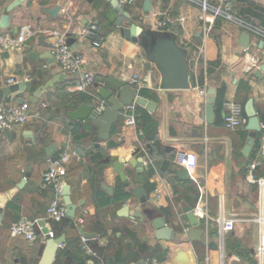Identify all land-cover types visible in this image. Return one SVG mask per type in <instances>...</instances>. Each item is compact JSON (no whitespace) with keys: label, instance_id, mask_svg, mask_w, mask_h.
<instances>
[{"label":"crops","instance_id":"0c3cea01","mask_svg":"<svg viewBox=\"0 0 264 264\" xmlns=\"http://www.w3.org/2000/svg\"><path fill=\"white\" fill-rule=\"evenodd\" d=\"M12 1L0 0V20ZM151 3L152 11L144 10V0L122 5L131 21L143 27L137 42L122 34L117 25L119 16L115 10L110 12L112 4L108 0H23L10 12L11 28H0L13 35L26 24L35 29V35L21 49L7 50L0 45L2 86L9 84L10 78L30 82L25 92L11 93L3 101L15 105L24 97L30 103V112L25 124L0 132V264H41L48 238L43 236L40 223V236L33 243L9 234L10 226L24 216L45 220L49 230L57 233L55 237L65 236L53 264H150L153 259L161 264H206L207 256L209 264H261L257 245L264 225V184L250 181L248 166L260 159L263 132L246 126L228 129L224 114L226 101H237L245 109L246 102L253 98L264 122V73L255 75L264 62V35L250 32L246 46L242 36L247 30L235 20L218 17L205 41L202 11L197 4L190 0ZM251 3L264 8V0H232L234 13L238 16V10ZM57 5L61 10L54 16L48 8ZM107 11L112 18L116 16L115 26L109 23ZM253 20L264 30L259 20ZM93 21L98 22L105 37L101 48L75 33ZM164 21L167 25L161 26ZM54 31L66 33L67 43L70 37L75 39L68 44L85 64L81 72L67 73V80L36 100L35 91L55 74L66 73L57 61L48 63L44 58L54 48ZM166 38L186 52L192 77L187 89L161 88L162 71L150 54L157 41ZM253 58L257 60L255 65ZM84 74H91L100 85L92 84L90 93L71 91ZM135 74L146 78L143 89L151 96L144 97L157 104L153 112L144 107L159 123L157 141L143 140L137 120L135 125L126 123V111L113 125L112 137L120 143L113 148L106 140H95L99 128L92 121H75L69 116L80 103H100L99 88H113L109 78L130 83ZM211 87L216 90L215 119L208 123L203 117ZM80 95L87 99L78 98ZM249 138L253 140L252 149L246 155L243 150ZM50 145L55 148L48 155L46 147ZM64 152L70 155L64 179L77 204L75 226L47 219L54 192L51 187H43V172L51 158ZM114 156L144 158L149 166L145 170L146 205H139V199L130 192L139 185L136 169L126 164L127 186L114 169ZM181 168L189 170V179L180 178L177 170ZM28 171L31 175L19 186ZM256 174L264 179V161ZM117 192L128 193V197L116 200ZM187 205L195 210L207 208L209 221L201 217V212L196 214L201 221L199 227L205 230L207 241L217 247L208 248L188 238L186 232L192 226L184 212ZM138 208H150L162 216L173 228L174 238H157L151 217L134 216ZM223 216L234 219L232 230L222 231L217 218ZM81 230L92 234L87 237L88 244L96 255L83 249L85 236Z\"/></svg>","mask_w":264,"mask_h":264},{"label":"water","instance_id":"95a60500","mask_svg":"<svg viewBox=\"0 0 264 264\" xmlns=\"http://www.w3.org/2000/svg\"><path fill=\"white\" fill-rule=\"evenodd\" d=\"M23 0H13L7 7L6 12L2 15L0 20V28L10 29V12L21 4ZM92 2L93 0H87ZM111 2L115 13L119 16L117 20V25L120 27L122 34L129 40L139 41L140 36L143 34V27L139 26L137 23L131 21V15L123 8L120 4L119 0H108ZM144 10L152 11V3L151 0H144ZM61 7L59 5L54 8H48V11L56 16L60 12ZM126 18L127 20H124ZM253 23L256 24V21L253 20ZM243 41L244 45L247 46L250 38V32L245 31L243 33ZM75 39L70 37L68 39V43L71 44ZM53 51V50H52ZM52 51H48L45 53L44 58L48 63L56 62V57L53 55ZM151 59L162 71V80H161V88L162 89H187L191 86L192 77L189 75L187 64H186V52L183 48L179 47L174 40L166 38L157 41V46L154 47L153 51L150 54ZM264 73V62L259 65V68L255 71V75L261 77ZM67 73L55 74L51 79H49L40 90H37L33 93V97L37 100L41 93L51 89L54 85L67 80ZM109 82L112 84L113 88H107L102 86L99 88L98 93L100 95V100H104L107 102V106L103 112H99L95 109V104L89 103H80L78 104L75 110L69 111V116L75 120H90L92 121L98 128L99 133L95 136V140L97 142L101 140H106L107 145L111 148L118 146L120 143L117 142L112 137V128L113 125L118 121L120 116L126 111L128 106L133 104L140 105L145 107L150 112H153L157 104L142 96L138 90L131 85L126 80H121L119 78H109ZM30 85L28 81H19L16 83L7 84L6 86H2L0 81V105L3 101L10 98L11 93L16 91L25 92L27 86ZM216 90L214 88H209L208 90V98L207 105L205 110L204 119L208 123H212L215 119V98ZM26 98H19L20 103H24ZM245 113L248 117L246 128L251 131L262 132L261 128V118L258 115L257 109L254 105L253 98H250L245 104ZM5 132H10V130H5ZM252 139H248L247 145L245 146L243 152L248 155L252 149ZM55 145H50L46 147V151L48 155L52 154ZM130 164L137 171L136 181L139 185L135 188H131L130 192L135 195L139 199V205L147 204V194L144 188V184L146 182L145 178V170L149 169V166L145 164L143 157H136L131 159H120L118 156H114L113 165L116 172L119 173L121 179L125 182L127 186L130 185L127 180L126 175V164ZM180 178L189 179L190 174L189 170L186 168H181L177 170ZM31 175V172L28 171L26 176L22 179L21 186L24 182H26L27 177ZM71 186L69 184H65L63 194H64V202L67 207V216L70 218L76 217L77 204H75L71 197ZM184 212L189 220L190 225L192 226L187 230V236L190 240H199L204 246L208 248H215L217 244L213 241L208 242L205 237V230L199 225L201 224L200 218L196 215L194 209L191 206H185ZM134 216H138L142 218L144 216H149L153 220V226L156 229V236L159 239H167L171 240L175 236V232L173 228L166 225L162 216H158L152 212L150 208H146L143 211L138 208L134 212ZM2 219V210L0 209V221ZM40 226L42 227V231L47 235V243L43 252L41 264H53L59 247L64 243L65 236L62 235L60 237H50L49 228L46 225L45 220H41ZM81 232L84 236L91 237L92 234H88L86 232Z\"/></svg>","mask_w":264,"mask_h":264},{"label":"built area","instance_id":"2783aa9c","mask_svg":"<svg viewBox=\"0 0 264 264\" xmlns=\"http://www.w3.org/2000/svg\"><path fill=\"white\" fill-rule=\"evenodd\" d=\"M136 0H119L121 5H128L135 3ZM197 4L202 11L203 18V38L206 41L209 34L213 28L215 20L218 17H224L230 20L237 21L244 29L249 32H254L260 35H264V30L261 29L257 24L251 21L244 20L238 17L234 13L232 0H217L212 2L210 0H190ZM161 26L167 25V22H160ZM77 35L87 39L93 47L101 48L103 46L105 37L100 30L98 22L93 21L87 25L80 28L79 31L75 32ZM55 36V43L53 48V55L56 57L57 62L64 72L76 75L81 72L85 60L82 56L77 55L67 43V34L59 31L53 32ZM35 35V29L32 25H23L17 34L13 35L4 30H0V45L7 50H17L21 49L24 44ZM252 62L254 65L257 60L253 58ZM9 84L16 83L14 78L8 80ZM94 83V77L91 74H84L78 82L70 87L71 91H82L89 92V87ZM130 84L133 85L137 90H141L146 87L147 80L140 74H135L130 79ZM90 93V92H89ZM133 104L126 108L127 119L126 123L129 125L136 124V113L135 106ZM107 106V102L101 100L100 103H95V109L99 112H103ZM30 112V103L25 101L24 103H19L15 105H0V132L4 130H9L15 126L25 124L28 121ZM247 117L244 115V107L241 103L237 101H226L225 103V114H224V124L228 129H237L243 127L247 124ZM261 128L263 129L262 144L260 148V159L252 161L248 166V176L250 181L259 182L264 184V179L260 178L256 174V170L264 161V122H261ZM70 161V155L67 152L60 154L59 156L53 157L49 160L47 169L43 172L42 185L43 187H51L54 192V197L51 200L47 208V219L51 221H61L67 217V207L64 202V186L65 175L67 174V166ZM202 207L194 209L195 213L201 212L202 218H206L207 221L210 220L207 208L202 211ZM217 220L222 225V231H230L234 228V219L220 217ZM264 224V219L261 220ZM39 220L32 219L29 217H22L17 222L10 226L9 234L12 236H23L29 242H35L39 238L40 234L38 232ZM50 237H55L54 231L49 230ZM47 237L46 234L43 235ZM83 249L90 255H96V252L89 246L88 238H83L82 243ZM257 254L261 259V264H264V225L261 230L257 245ZM209 256L206 257V264H209ZM150 264H161L157 259H153Z\"/></svg>","mask_w":264,"mask_h":264},{"label":"trees","instance_id":"16d2710c","mask_svg":"<svg viewBox=\"0 0 264 264\" xmlns=\"http://www.w3.org/2000/svg\"><path fill=\"white\" fill-rule=\"evenodd\" d=\"M110 6V4H109ZM110 12L114 13V9L112 6H110ZM238 17L250 21V19L255 18L257 20L260 21V25L264 27V8H262V6L260 4L257 3H251L249 6L244 7V8H240L238 10ZM106 16L108 17L109 23L112 26L116 25V16H114V18L111 17V15H108V11L106 13ZM112 18V19H111ZM100 85V83L94 82L93 83V87H98ZM141 94L143 96L146 97H150L151 95L148 94L144 89L141 90ZM78 98L80 99H87V97H84L82 95L78 96ZM217 113L220 112V108H219V103L217 101ZM136 120H137V125L140 129V131H142V138L145 141H152V139H154V141L156 140L157 137V132H158V121L154 118V116L149 113L144 107L137 105L136 108ZM244 115L246 116L245 113V109H244ZM247 117V116H246ZM246 124L243 126V128H245ZM258 176V175H257ZM128 197V193H121L119 194L118 192L115 194V199L116 200H123L126 199ZM56 223H62V222H71V224L73 226H75V221L74 218H70V217H65L63 220L61 221H54ZM55 235H57V233L54 232Z\"/></svg>","mask_w":264,"mask_h":264},{"label":"rangeland","instance_id":"374dc122","mask_svg":"<svg viewBox=\"0 0 264 264\" xmlns=\"http://www.w3.org/2000/svg\"><path fill=\"white\" fill-rule=\"evenodd\" d=\"M258 264H260V262H258Z\"/></svg>","mask_w":264,"mask_h":264}]
</instances>
